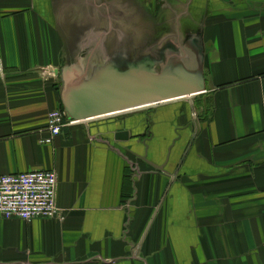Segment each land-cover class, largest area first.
Here are the masks:
<instances>
[{"label":"crops","instance_id":"0c3cea01","mask_svg":"<svg viewBox=\"0 0 264 264\" xmlns=\"http://www.w3.org/2000/svg\"><path fill=\"white\" fill-rule=\"evenodd\" d=\"M115 2L130 11L128 0H0V174L54 170L61 213L0 214V264H264V0L137 1L143 25L169 24L172 49L201 38L205 90L40 142L63 107V67L109 60L97 32L113 28Z\"/></svg>","mask_w":264,"mask_h":264},{"label":"water","instance_id":"95a60500","mask_svg":"<svg viewBox=\"0 0 264 264\" xmlns=\"http://www.w3.org/2000/svg\"><path fill=\"white\" fill-rule=\"evenodd\" d=\"M186 47L183 50L167 47L157 57L145 55L134 60L73 57L60 72L65 111L73 120L86 121L173 100H192L205 90L201 38L190 41ZM146 135L150 139L152 131L147 130ZM130 137L131 131L126 129L115 134L118 140ZM146 140L143 143L148 149ZM146 155H140V160L156 168L164 167Z\"/></svg>","mask_w":264,"mask_h":264},{"label":"built area","instance_id":"2783aa9c","mask_svg":"<svg viewBox=\"0 0 264 264\" xmlns=\"http://www.w3.org/2000/svg\"><path fill=\"white\" fill-rule=\"evenodd\" d=\"M50 136L42 144H51L53 138L67 126L80 121L71 119L65 109L49 112ZM58 175L54 170L35 169L26 172L0 174V214L7 218L31 221L35 218H58Z\"/></svg>","mask_w":264,"mask_h":264},{"label":"rangeland","instance_id":"374dc122","mask_svg":"<svg viewBox=\"0 0 264 264\" xmlns=\"http://www.w3.org/2000/svg\"><path fill=\"white\" fill-rule=\"evenodd\" d=\"M137 1H138V5H140L139 0H128V4L130 7V8H128V10H130V11L124 12L122 14L117 13V11L121 12L123 10V8H121V6H119V2H115L114 7H113V10H114L113 14H115V17H114L115 19L113 21V25H114L113 28L105 30V28H104L106 25L105 23L104 24L102 23L103 25L101 27H98L99 28L98 30H100L102 32V35L99 32H97L98 33L97 37L99 38V36H101L102 39H104L105 41L109 40L108 42L110 44L109 46H110L111 50L115 49L116 45H117V48L118 47L120 48L118 50L119 53L123 49L131 50V48L129 46L130 42L132 44L138 43V44L142 45V40H143V36H144V33L142 32V30L144 29V26L149 27L152 24V22L149 21L150 24L147 23L146 25L142 24L141 15L139 13H137L138 12ZM126 10H127V8H126ZM139 11H141V9ZM127 16H129V22L128 23H126L125 20H123L124 17H127ZM146 32L148 35V30H146ZM122 34H123V36H122ZM125 35H128L127 38H125ZM162 42H164V40ZM162 46H164V43L162 44ZM99 48H100V46H99ZM106 51H109V50L107 49L106 44H105V45L101 46V52H104V54H105ZM126 53H128V56H130L129 54H131L130 51L126 52ZM124 114H120L118 116H120V118H123L124 116L131 117L135 113H124Z\"/></svg>","mask_w":264,"mask_h":264},{"label":"flooded vegetation","instance_id":"af4514ba","mask_svg":"<svg viewBox=\"0 0 264 264\" xmlns=\"http://www.w3.org/2000/svg\"><path fill=\"white\" fill-rule=\"evenodd\" d=\"M139 14H141L139 12ZM152 24L150 25L151 28H148V35L147 32L145 31L143 40H142V45L138 44V43H134L132 44L130 42V48L131 50H126L123 49L120 53L118 52V50L120 49L119 47L117 48V45L115 47V49H113L110 54H108V59L109 60H114L115 58L118 57H128L129 59H140L142 56L145 55H152L154 57H157L160 55V51L163 52V50L167 49V47L170 46L169 43V39L166 38L164 43V46H162V44L160 46H158V43L162 40H164L163 33H171V28L170 26H168L165 22L160 23V22H155V21H151ZM155 22V23H154ZM163 34V35H162ZM168 34H166L165 36L168 37ZM128 47V46H127ZM161 49V50H160ZM131 54H129L130 56H128L129 52ZM118 52V53H117ZM147 136V135H146ZM148 138V137H147Z\"/></svg>","mask_w":264,"mask_h":264},{"label":"trees","instance_id":"16d2710c","mask_svg":"<svg viewBox=\"0 0 264 264\" xmlns=\"http://www.w3.org/2000/svg\"><path fill=\"white\" fill-rule=\"evenodd\" d=\"M61 109H64V107H61Z\"/></svg>","mask_w":264,"mask_h":264}]
</instances>
